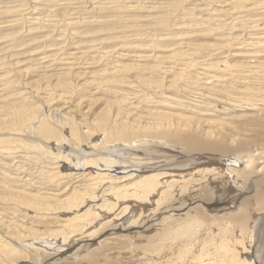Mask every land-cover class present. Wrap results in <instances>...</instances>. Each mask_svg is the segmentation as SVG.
<instances>
[{
  "label": "rangeland",
  "instance_id": "374dc122",
  "mask_svg": "<svg viewBox=\"0 0 264 264\" xmlns=\"http://www.w3.org/2000/svg\"><path fill=\"white\" fill-rule=\"evenodd\" d=\"M263 50L264 0H0V242L9 241L11 250L18 253L12 257L0 255V264H152L151 261L164 260L160 253L167 251L170 241H165L166 247H159V254L154 251L158 243L154 241H158L159 233L166 225L164 221L160 222L162 218L157 219L159 222L154 220L151 223L153 227L149 225L143 230L132 228L120 231L121 226L114 223V218L111 219L113 216L103 218L93 215L89 220L91 223L83 224L77 232H69L68 226H64L65 220H62L75 211L83 213L86 209L80 207L81 203L75 209L57 204V198H64L67 192L74 190V186L82 184V187L85 183L78 182L79 178L73 179L76 172L83 170H72L69 165H82L88 158H99V161L116 158L125 146L143 149L153 147L156 142L161 148H178L179 145L163 138L162 132L181 128L180 125L189 123V119L194 130L205 128L208 131L213 127L212 131L215 128L217 132L216 135L214 130V137L222 135V132L223 136L227 134L231 137L235 132L237 139L243 138L245 133H249L247 117L256 118L260 114L258 110L264 111V102L252 97L253 93L264 94ZM111 65L113 75H107ZM219 65L228 67L230 72ZM241 65L245 66L244 70ZM151 71L160 76L151 74ZM114 75L117 80L112 78ZM212 77H215L214 80ZM213 82L218 85L225 82L220 86L224 89L218 85L216 89ZM109 83L113 85L111 92ZM219 89L225 90L228 95H221ZM108 92L115 96H110ZM250 104L258 105L253 108ZM104 111L109 113L103 115ZM165 119L170 123L164 122ZM159 122H164L165 127H154L153 124ZM146 124L152 127L154 133L161 135H151L149 132L153 131L144 127ZM112 125L113 128H130V135L134 133L135 137L126 141L105 140L103 148L107 150L98 157L93 151L87 157L75 158L74 155L82 148H99ZM48 127L51 133L45 132ZM227 141L230 143L232 140L229 138ZM132 159L139 165L140 159L136 156ZM130 163L126 161L120 169H115L117 163L115 166L108 165L115 169L111 173L117 172L112 176L117 178L114 183H118L111 186L118 187L138 180L139 177H132L121 183L128 172L138 170ZM97 168H101L99 163ZM261 176L264 178V171L258 173V177ZM217 177L227 180L222 172H218ZM206 183L210 184L209 180ZM258 186L264 189L263 182ZM254 190L242 195L233 210L237 212L241 207L242 212L249 213L246 227L249 232H242L236 241L233 239L234 243L228 237L229 244L241 252V259L246 260L250 255H256L253 244L255 234L259 233L264 241V219L260 221L262 223L256 219L264 212V198L258 202L255 198L257 188ZM36 193L43 198L41 203H47L48 209H42L38 203L31 207L26 205V201L31 199L30 194L34 196ZM49 198H56L52 210L45 202ZM102 202L99 200L98 204ZM234 202L227 199L224 204ZM152 205L151 208L146 207L150 210H146L150 212L154 207ZM195 208L198 204L194 205ZM230 211L232 207L225 210L213 206L207 208V213L216 215L212 222L216 232H220L219 228ZM189 213L196 212L186 209L178 215ZM234 222H228L229 229L236 226ZM22 223L25 230L18 231L16 227ZM50 227L54 229L49 230ZM237 228L233 227L232 233L239 230ZM35 229L38 232L36 236L44 240H49L44 236L49 233L53 238L69 235L76 239L85 238L86 241L81 243L83 246L75 255L66 254L64 257L65 246L56 245L52 252L62 251V255L54 256V253L50 254L49 247H45L46 258L37 255L38 260L31 262L33 256L25 252V248L16 250L12 245L14 241L9 238L12 234H21L14 239L19 241V247L21 242H29L36 237L32 234ZM202 234L198 239L208 237V234L205 233L204 237ZM157 236L158 239H155ZM243 237L246 241H241ZM208 238L211 240L213 237ZM150 241H153L154 248ZM260 246L264 252V245L260 243ZM197 247L193 249L195 253ZM233 247H230L231 251ZM262 251L259 264H264ZM151 253L154 254L150 257ZM255 259L252 258V264H258Z\"/></svg>",
  "mask_w": 264,
  "mask_h": 264
},
{
  "label": "bare ground",
  "instance_id": "6f19581e",
  "mask_svg": "<svg viewBox=\"0 0 264 264\" xmlns=\"http://www.w3.org/2000/svg\"><path fill=\"white\" fill-rule=\"evenodd\" d=\"M48 5H50V4H48ZM39 6L42 7L41 5H39ZM44 7H46V6L44 5ZM70 7H72V6H70ZM54 8H55V6H54ZM73 8H75V7H73ZM30 53H32V52H30ZM33 53H36V52L33 51ZM38 53H39V50L37 51L36 54H38ZM253 55H254V53H253ZM38 57H39V55H38ZM39 58H41V57H39ZM44 58L45 57L43 56V59ZM232 65H233V67H236V66H234V64H232ZM256 65H258V64H256ZM112 66L113 65H111L110 67H112ZM223 66L221 65L220 67H223ZM230 67H232V66H230ZM230 67H229V69H230ZM243 67H245V66H242V68ZM223 68H225V67H223ZM227 68H225V69H227ZM240 68L241 67H239V69ZM247 68H249L248 65H247ZM87 69L85 70L86 72H87ZM89 69H91V68L89 67ZM106 69L103 68V70H106ZM206 69H208V68H206ZM220 69H222V68H220ZM220 69H219V71H220ZM126 70H127V67L124 71H126ZM217 70L218 69H216V71ZM232 70H233V68H232ZM243 70H244V68H243ZM110 71H112V72L110 73ZM110 71H108L109 72L108 74L106 71L105 72L107 75H109V74L113 75L112 74L114 71L113 67H112V69L110 68ZM213 71L215 72V69H213ZM221 71L223 72V69ZM239 71H242V69H240ZM69 72H71V71H69ZM103 72H102V74H103ZM105 72H104V74H105ZM209 72H211V70ZM228 72H230V71L228 70ZM151 74H155L156 76H160L159 73H157L156 71H151ZM220 74H221V72H220ZM209 75H211V73ZM217 75H218V73H217ZM229 75H230V73L228 74V76ZM70 76H71V74H70ZM211 76H209V77H211ZM249 76H250V74H249ZM226 77H227V72H226ZM112 78L116 79V75L112 76ZM214 78H213V80H214ZM217 78H218V76H217ZM235 78H237V77H235ZM208 79H210V78H208ZM230 79H232V78H230ZM217 80H220V78ZM100 81H101V79H100ZM102 82H103V79H102ZM218 82L220 84V81H218ZM213 83H215V82H213ZM224 83H222V84H224ZM226 83H228V82H226ZM231 83H232V81H231ZM98 84L100 86V83H98ZM211 85L212 84L210 83V87L213 86V85L212 86ZM217 85L218 84H216V89H218ZM221 85H218V86L220 87ZM229 85H228V87H229ZM112 86H111V84L109 85L110 92L112 91L111 90ZM223 86H225V85H223ZM97 88H99V87H97ZM232 88H234V87H232ZM126 89L128 90V88H126ZM126 89H123V90H126ZM216 89L214 91H218ZM221 89H224V88H221ZM252 89H253V87H252ZM115 90H118V89H115ZM115 90H113V92ZM209 90H210V88H209ZM225 90H226V88H225ZM214 91H212V93H214ZM224 91L220 90V92H222L221 95L224 93ZM106 92H107V90H106ZM226 92H227V90H226ZM228 93L231 94L229 91H228ZM109 94L112 97L115 96V94H113V93H109ZM109 94L106 96H109ZM217 94H219V92H217ZM259 95H260V97H259ZM259 95H258V93H253L252 97H254L256 100L258 98H260V100L262 102H264V94L259 93ZM123 96H124V94L122 92L121 97H123ZM223 97H225V96H223ZM246 97H248V96H246ZM83 98H84V96H83ZM178 101H180V100H178ZM249 102H250V99H249ZM256 103H257V101H256ZM256 105H258V104H253L251 106H253V108H255ZM256 108H257V106H256ZM107 109L110 111V107H108ZM258 111H260L259 112L260 114L258 115V117L252 118V117H250L251 115H249L247 117L246 126H247V129L249 130V133H245L244 137L241 139H237L235 137V135H236L235 132L233 134H231V135H233L231 137H229L230 135H227L225 133H224L225 135L223 136V132H222V135L220 133H218V135L219 134L220 135L216 136L217 132H216L215 128L212 131L213 127H211L212 126L211 124H210L211 126L209 125V127H211V129L209 128L208 131L205 130V128H203L200 131H197L198 128L196 130H194V128H192V125L190 124L191 120L187 119L190 122L189 123L186 122L185 125L184 124L180 125L181 128H175V129L173 128L174 131H172V132H167V131L165 132L164 130L162 132V133H164V135L162 134L163 138H167V140L169 142H172L175 145H179L178 148H175L172 146L161 148V146L156 142L154 144L151 143L153 145V147L143 148V149H136L134 147L125 146L119 152V154L116 158H107V160H104V161H102V160L99 161V158H88V159L84 160V163L82 165H80L79 163L78 164L77 163H75V164L70 163L69 167L72 170H81V171L83 170L80 173L76 172L77 175L75 177H73V179L77 180V178H79V180H77L78 182H80V183L85 182V183L83 184L82 187H81L82 184H80V185L78 184L77 186H74V190L69 192V193L67 192V195L64 198H62V199L57 198V200H58L57 204L59 207L62 206V207L75 209L81 203L80 207H86V209L83 213H79V212L75 211V212H73L74 213L73 215L70 214L68 218H64L62 220V221L65 220V223L63 222L64 226L65 227L68 226V228L70 230L69 232L74 233V232L79 231L82 228L83 224L91 223V221H89V220L92 219L93 215H97V216L100 215L99 217H103V218L113 216L111 219L114 218L115 219L114 223H116L117 226H121V228L118 229L120 231L132 230V228H133V230H138V229L143 230L145 227H148L149 225H151V223H153L154 220L157 221L158 218H162V220H160V222L164 221V223L166 225L163 228V230L161 229L162 230L161 233H159L160 231L158 232L160 235L159 239H158V236H157V238H155V239H158V241L153 240L154 243L158 242V243H156L157 246L155 247L153 245V241H150V242H152L153 248L155 247L154 251H158V254L160 252L159 247L161 249L164 246L166 247L165 241L168 240V241H170L171 244L169 245L168 248H166L167 251L166 252L164 251L165 253L163 252V253H160L161 256L159 255L160 257L163 256L164 260H162V261H151L150 260L152 262V264H252L251 260L253 257L256 258L255 261L258 262V264H259V262L261 261L260 255H261V251H262V247L260 246V243L262 246L264 245V241H263V239H261V236H259V233L255 234V238H254L255 243H253L254 244V251H255L256 255H250V257L248 255V257H249L248 260H246V258L241 259V256H240L241 252H238L236 248H234L233 246H231L229 244V241H228V237L231 238L232 241H233V239H235V241H236L237 237L239 235H241L242 232H245V230H247L246 231L247 233L249 232L248 228L246 229L247 223H248L249 213L242 212L241 207L239 209H237V212L233 211V210H235L234 208H236L239 201H241L240 197L242 195L244 196V194H247L249 191H252L255 188H257L256 197H255V198H257V201L259 199L262 200L264 198V194H263L264 189L261 186H258V185H262V182L264 183V178H262V176L258 177V173H261L264 171V111L263 110H258ZM104 112L106 114H104ZM104 112H103V115H107V113H109L106 111H104ZM139 117H141V116H139ZM187 117H189V116H187ZM164 122L170 123V121H167V119H165ZM164 122L154 123L153 125L156 128H161L163 126L165 127ZM206 124H205V126H206ZM113 126L114 125L111 126L112 129L109 128L107 130V133L105 134L103 140H101L102 144L99 148H96V149H93V148L87 149L88 147L82 148L81 151H77V153L74 155L75 158L79 159L82 157H87L88 153L93 152V151H94L93 153L96 155V157H98L105 150H107V149L103 148V146H105V142H106L105 140H107V141H126V140H131L133 137H135L134 133L130 135V128H128V130H129L128 131L127 127H116L115 126V128H113ZM144 127H147V129L149 128V131L152 128V127H149L147 124ZM184 127H186V128H184ZM207 128H208V125H207ZM169 130H170V128H169ZM214 130L216 132L215 137H214V134H215ZM136 131H138V130H136ZM45 132L51 133L50 127L46 128ZM149 133H151V135H153L155 137L156 136L159 137L161 135V134L158 135V132L154 133V131L153 132L150 131ZM159 133H161V131ZM140 134H141V132H140ZM81 136H82V134L79 135V137H81ZM229 138H230V141L232 140L230 143H229V141H227V140H229ZM180 144L183 146H181ZM66 147H69V145H66ZM209 154H211L213 156H210ZM224 155H229V156H224ZM233 155H236V156H233ZM132 156H136L138 159H140V161L138 162L139 165H137L133 161L134 158L131 160ZM126 161H130L131 162L130 166H132V167L137 166L138 170H135L137 175H135L136 174L135 172L132 171L133 173H131V171H130V172H128V174L126 176H124V178H122L121 183L124 182L125 180L129 179V178H132V177H135V178L139 177L138 180L134 179V181H131L130 183L124 184L122 186L120 184V185H118V187L115 185L111 186V184L114 183L115 179H117V178H113L112 175H116L117 172L111 173L110 171H115V169L122 168L123 164ZM98 163H99V166H101V168H97ZM116 163L118 165H117V167H115L114 170L112 169V167L108 166L111 164H113V166H115ZM235 165H238V166L240 165V166H242V168L241 169L237 168ZM103 166H106V167L103 169L102 168ZM218 172H222V174H225L227 177V180H219L217 177ZM210 177L212 179H210ZM118 179H120V178H118ZM207 180H209L210 184L206 183ZM116 183H118V182H115L114 184H116ZM105 188H107L106 192H105ZM37 193L34 196L32 194H30L31 199H28L26 201V205L28 207H31V206L38 203V204L42 205V209H46V208L48 209L47 203L46 204L44 203L45 204V207H44V204L40 202L41 199H43V198H39L40 195L38 197ZM38 194H40V193H38ZM262 194H263V196H262ZM252 195H254V194L252 193ZM98 199L103 200V202L101 204H98V201H99ZM227 199L235 200V202L233 204L232 203L231 204H224V203H227ZM252 201H254V200H252ZM45 202L49 203V205H50L49 208H50V210H52L51 209L53 206L52 203L56 202V198H54V199L49 198V200L45 201ZM258 202H262V201L259 200ZM151 203L154 205V207L149 212L147 210H150L149 208H151L150 207L152 205ZM197 204H198V208H195L196 209L195 210L194 205H197ZM227 205H229V207H226ZM147 206H149L148 209L146 208ZM209 206H213V207L218 208L220 210H225L227 208L232 207V211H230V213L227 214V215H229L228 218H226V215H225L226 213L223 212L225 215V217L224 216L223 217L226 218L227 220H225L222 223V226L219 228V230H220L219 233L216 232L215 229H213V226L215 225V223L212 224V222L215 221V219L213 217H215L216 215L212 216V214H209L206 212L207 208ZM243 206H244V204H243ZM186 209H189V211H191V210L195 211L196 213L195 214L189 213L185 216H179L178 215V214L182 213L183 211H185ZM68 210H70V209H68ZM68 210H66V211H68ZM110 211H112L111 214L109 213ZM180 211H182V212H180ZM108 213H109V215H108ZM255 213L257 214V212H255ZM263 213L256 217L258 222H260V221L263 222V219H264ZM198 214H201V216H199ZM145 215H146V219H143V217ZM175 215H178V216L175 217ZM43 218L44 217H42V222H43ZM67 219H68L69 223L67 222ZM230 220H234L237 223L236 226L239 227V228H237L239 230L234 229V230H237L236 232L234 231V233H232V231H233L232 228L236 227V226L233 225V227L231 229H229L230 225H228V222ZM45 221H46V219H45ZM128 221L130 222V224H126V222H128ZM36 222H38V221L36 220ZM47 222H48V220H47ZM157 222H159V221H157ZM235 222H234V224H235ZM262 222H260V223H262ZM46 224H48V223H46ZM40 225H42V224H40ZM134 226H138V227H134ZM262 226H264V225H262ZM128 227H130V228H128ZM151 227H153V224L151 225ZM16 228L18 229V231L25 230L24 229L25 226L23 223L19 227H16ZM47 229H48V227H47ZM50 229L53 230L54 228L52 229V227H50L49 230ZM216 229L218 230V228H216ZM254 229H256V228H254ZM249 230H250V228H249ZM202 232L204 234L205 233L208 234V237L212 235L213 238H211V240L213 239L215 241L212 240V242H211L210 238H208V237H207L208 239L206 237H205V239H202V238L198 239V238H200L199 236H201ZM252 233L253 232L251 231V235H252ZM262 233H264V232H262ZM32 234L36 236L38 234L37 230L35 229L34 233H32ZM43 234H44V232H43ZM204 234H202V236ZM19 235H21V234H19ZM19 235L18 234H12V237H10L9 239L14 241V243H12V245L15 246L16 250L21 251L20 250L21 248H25L24 251L28 252V254L33 256V259H31V262L38 260L36 257L37 255H41V256H44L43 258H46L47 255L44 252L45 247H49L50 254L54 253V254H52L54 256L55 255L56 256L62 255L63 253H60L62 251H58V253L52 252L54 249V246H56V245L65 246V249H63V250H65L64 251V257L66 254L75 255L77 250L79 248H82L83 244H81V243L86 241L85 238L83 239L82 237H79L78 239H76L74 236L70 237L69 235L64 236L62 238L61 237L60 238H53L52 234L45 233L44 236H47V237H45V239L49 238V240L48 239L44 240V239L38 238L36 236L35 238H32L33 240H31V241L28 240L29 242H21L20 246L18 247L17 243H19V241H15L14 239H16L17 237H20ZM168 236H169V238H168ZM149 237H151V236H149ZM245 238H247V236ZM245 238L243 237V239L241 241H244V240L246 241ZM149 239L150 238H148V240ZM238 240H240V239H238ZM247 240H249V237ZM250 240H252V239H250ZM4 242H2V243L0 242V255L1 256L3 255V256L8 257L11 255H17L18 254V253H16L15 250H11L12 248L9 247V244H8L9 241H7V243L5 242V244H4ZM233 243H234V241H233ZM196 245L199 246V248L197 247V251H196L197 253H195L193 250V249L196 250V248H195ZM250 245H251V243H250ZM152 246H151V248H152ZM4 247H5V249H4ZM230 247L234 248L233 251L230 250ZM144 248H146V246ZM148 249H150V248H148ZM3 251H4V254L2 253ZM8 251H10V252H8ZM154 251H152V252H154ZM116 253H118V252H116ZM154 253H156V252H154ZM154 253H151L150 257L153 256ZM262 256H263V254H262ZM118 257H120L119 254H118ZM246 257H247V255H246ZM59 258H60V256H59ZM113 258H114V256H113ZM116 258L117 257H115V259ZM120 259H121V257H120ZM117 260L118 259H116V261ZM159 260H161V259H159ZM121 264H123V263H121ZM124 264H125V262H124Z\"/></svg>",
  "mask_w": 264,
  "mask_h": 264
}]
</instances>
